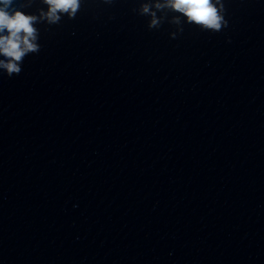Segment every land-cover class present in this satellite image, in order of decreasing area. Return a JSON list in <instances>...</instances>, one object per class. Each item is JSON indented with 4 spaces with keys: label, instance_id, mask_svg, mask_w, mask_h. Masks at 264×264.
<instances>
[{
    "label": "water",
    "instance_id": "water-1",
    "mask_svg": "<svg viewBox=\"0 0 264 264\" xmlns=\"http://www.w3.org/2000/svg\"><path fill=\"white\" fill-rule=\"evenodd\" d=\"M141 2L80 0L0 71V264H264V0L220 32Z\"/></svg>",
    "mask_w": 264,
    "mask_h": 264
},
{
    "label": "clouds",
    "instance_id": "clouds-1",
    "mask_svg": "<svg viewBox=\"0 0 264 264\" xmlns=\"http://www.w3.org/2000/svg\"><path fill=\"white\" fill-rule=\"evenodd\" d=\"M42 3L47 5V11L41 9L38 14H26L18 9L9 11L14 0H0V57H3L0 58V71L10 78L22 72L27 55L40 52V33L35 25L59 24L64 15L74 18L80 8V0H42ZM133 11L149 17V29L160 28L166 20L179 26L180 32L185 22L212 32H220L228 25L222 15L221 0L215 3L213 0H142L139 8ZM170 13L175 15L169 21ZM170 35L176 38L175 32Z\"/></svg>",
    "mask_w": 264,
    "mask_h": 264
}]
</instances>
